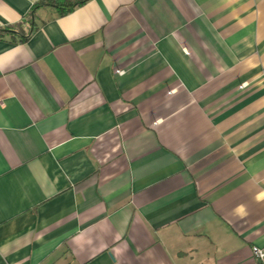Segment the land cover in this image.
<instances>
[{"label":"crops","instance_id":"obj_1","mask_svg":"<svg viewBox=\"0 0 264 264\" xmlns=\"http://www.w3.org/2000/svg\"><path fill=\"white\" fill-rule=\"evenodd\" d=\"M32 19L0 35V264H261L264 0Z\"/></svg>","mask_w":264,"mask_h":264},{"label":"trees","instance_id":"obj_2","mask_svg":"<svg viewBox=\"0 0 264 264\" xmlns=\"http://www.w3.org/2000/svg\"><path fill=\"white\" fill-rule=\"evenodd\" d=\"M88 0H39L32 8V11L27 15L21 23L8 26L4 31H0V35L9 33L14 37L19 36L21 40H27L32 31L36 28V23H33V15L35 10L41 6H53L57 9L59 15H66L75 8L82 6Z\"/></svg>","mask_w":264,"mask_h":264},{"label":"built area","instance_id":"obj_3","mask_svg":"<svg viewBox=\"0 0 264 264\" xmlns=\"http://www.w3.org/2000/svg\"><path fill=\"white\" fill-rule=\"evenodd\" d=\"M254 257L261 263L264 264V250L258 246L252 247Z\"/></svg>","mask_w":264,"mask_h":264}]
</instances>
